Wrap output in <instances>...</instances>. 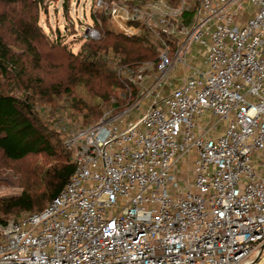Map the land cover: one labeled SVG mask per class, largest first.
Wrapping results in <instances>:
<instances>
[{
    "label": "built area",
    "instance_id": "1",
    "mask_svg": "<svg viewBox=\"0 0 264 264\" xmlns=\"http://www.w3.org/2000/svg\"><path fill=\"white\" fill-rule=\"evenodd\" d=\"M94 1L84 42L105 18L157 58L118 67L124 109L57 124L74 172L0 223V264H264V0Z\"/></svg>",
    "mask_w": 264,
    "mask_h": 264
},
{
    "label": "trees",
    "instance_id": "2",
    "mask_svg": "<svg viewBox=\"0 0 264 264\" xmlns=\"http://www.w3.org/2000/svg\"><path fill=\"white\" fill-rule=\"evenodd\" d=\"M43 4L44 0H0L4 7L0 14V176L10 171L22 188L17 196L0 197V223L10 215L44 210L75 169L63 139L50 130L35 105H60L66 95L88 123L99 117L102 102L108 103L124 89L103 59L107 53L128 65L157 58L144 39L116 34L105 18L103 37L86 41L75 54L62 35L51 39L42 29Z\"/></svg>",
    "mask_w": 264,
    "mask_h": 264
},
{
    "label": "rangeland",
    "instance_id": "3",
    "mask_svg": "<svg viewBox=\"0 0 264 264\" xmlns=\"http://www.w3.org/2000/svg\"><path fill=\"white\" fill-rule=\"evenodd\" d=\"M94 0H44L42 8H40L39 24L41 25L44 32L50 35L51 39H55L59 34L64 37V42L67 44L69 49L79 54L84 41L82 40V34L86 30L87 25L93 23L92 12L94 8ZM67 4V7H66ZM4 11V7L0 5V14ZM108 28L114 29L111 24H108ZM19 49V48H18ZM18 51V50H17ZM103 59L107 65L118 74V67L128 66L120 61V57L114 53H107ZM119 76V75H118ZM123 91L119 92L116 97H112L110 101L102 102L100 109L101 114L98 118H93L90 122H86L84 115L78 114L71 106L67 96H63L62 104L52 105L48 103H37L35 109L39 112L43 121L48 125L50 130L57 133L60 138L63 139L62 135L57 130V124H69L73 128H86L96 124L101 120L106 112L120 111L124 109L127 102L122 97ZM15 94L21 97L20 91H16ZM138 112H135V115ZM223 125H219V129H222ZM260 163H264V159H260ZM183 171V178L188 179L192 177V173L184 172L187 168V164L181 165ZM185 179V180H186ZM17 178L13 173L7 171L4 176H0V197H12L21 194L22 188L17 183ZM50 203V202H49ZM49 203L47 205H49ZM46 205V206H47ZM20 215H10L4 217L6 221L12 217H20Z\"/></svg>",
    "mask_w": 264,
    "mask_h": 264
},
{
    "label": "crops",
    "instance_id": "4",
    "mask_svg": "<svg viewBox=\"0 0 264 264\" xmlns=\"http://www.w3.org/2000/svg\"><path fill=\"white\" fill-rule=\"evenodd\" d=\"M264 159V152L262 153H256L253 157V163L256 173L259 176H264V163H260V159Z\"/></svg>",
    "mask_w": 264,
    "mask_h": 264
},
{
    "label": "water",
    "instance_id": "5",
    "mask_svg": "<svg viewBox=\"0 0 264 264\" xmlns=\"http://www.w3.org/2000/svg\"><path fill=\"white\" fill-rule=\"evenodd\" d=\"M263 250H264V245H263V246L261 247V249H260V254H262ZM258 260H259V259H256L255 263L258 262ZM255 263H254V264H255Z\"/></svg>",
    "mask_w": 264,
    "mask_h": 264
}]
</instances>
